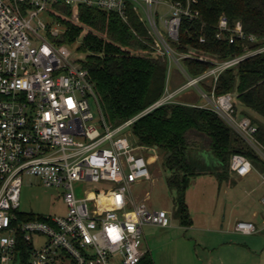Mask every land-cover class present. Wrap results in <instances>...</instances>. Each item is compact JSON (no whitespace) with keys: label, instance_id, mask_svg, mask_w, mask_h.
Wrapping results in <instances>:
<instances>
[{"label":"built area","instance_id":"obj_1","mask_svg":"<svg viewBox=\"0 0 264 264\" xmlns=\"http://www.w3.org/2000/svg\"><path fill=\"white\" fill-rule=\"evenodd\" d=\"M200 1L0 0V264H140L146 254L143 228L167 229L171 218L166 210H154L138 200L135 186L151 181V162L143 153H156L157 148L137 145L130 128L149 112L177 103L188 88H195L205 99L206 104L198 107L215 113L264 162L258 126L238 116L236 96H217L200 88L202 81L212 78L216 83L226 70L264 53V39L247 34L242 22L232 24L222 16L216 39L231 45L242 42L243 55L218 61L179 52L183 21H202ZM56 5L113 12L127 24L137 17L154 54L169 67L176 64L188 82L176 91L167 89L152 107L111 129L78 53L82 42L58 45L60 24L54 18L49 24L41 18L50 17ZM258 44L262 45L251 48ZM186 59L212 68L192 78L183 66ZM94 110L99 126L94 123ZM229 168L240 178L258 173L242 154L231 157ZM24 175L39 179L46 188L63 189L66 214L22 220ZM258 175L264 184V174ZM79 185L85 187L82 198L76 195ZM261 204L264 207V195ZM234 230L243 235L258 233L252 222L239 221ZM40 237L44 242L36 248Z\"/></svg>","mask_w":264,"mask_h":264},{"label":"trees","instance_id":"obj_2","mask_svg":"<svg viewBox=\"0 0 264 264\" xmlns=\"http://www.w3.org/2000/svg\"><path fill=\"white\" fill-rule=\"evenodd\" d=\"M54 8L58 14L51 12V15L54 14L62 29L55 42L58 45L82 42L78 48L82 64L89 71L110 127H118L162 99L168 88L169 65L154 54L152 41L137 17L132 16L127 24L116 13L81 6L77 22H74L71 7L56 5ZM199 9L201 22L185 20L182 23L180 43L176 46L181 53L218 61L243 55L242 42L231 45L216 39L217 24L222 16L232 24L242 22L247 34L264 39V0H201ZM202 37L204 43L200 42ZM183 66L192 78L212 68L211 64L193 59H186ZM200 88L208 94L214 91L217 96L234 94L245 108L239 111L235 104L238 116H256L257 119H250L258 126L257 138L264 146V123L261 122L264 120V53L226 70L216 83L212 78L202 81ZM189 104L182 99L161 106L130 128L137 145L165 153V169L171 173L167 185L176 192L174 216L185 227L191 224L186 191L192 179L208 174L222 179L230 172L229 161L234 154L246 156L254 167L262 163L260 157L215 113ZM195 153L214 157L220 168L197 159L192 155ZM43 218L35 214L22 215L24 221ZM140 264L154 262L146 253Z\"/></svg>","mask_w":264,"mask_h":264},{"label":"rangeland","instance_id":"obj_3","mask_svg":"<svg viewBox=\"0 0 264 264\" xmlns=\"http://www.w3.org/2000/svg\"><path fill=\"white\" fill-rule=\"evenodd\" d=\"M52 12L56 15L58 14L54 11ZM54 14L50 15V17L44 14L41 16V18L47 24H49L52 23ZM77 18L78 10L73 12L72 19L74 20V22H77ZM33 25L36 26V22H33ZM41 34L44 37L47 35L46 32H41ZM78 53L81 58L82 54L79 51ZM175 80L180 83L179 86H183L188 82L187 77L183 75L179 67L173 63L168 70L167 89H169L170 91L173 90L171 88V85ZM182 99L191 100L199 106H204L206 104V101L201 96V94L192 87L183 91V93L178 96V98H176L177 101ZM235 104L239 108V111L245 109L240 103L237 102L236 99ZM94 114L97 119L94 123L99 126L101 121L98 118L96 110H94ZM250 118L257 119L253 114ZM261 122L264 123V120H262ZM110 128L113 129L112 127ZM143 154L151 162V181L135 186V189L139 191L140 195L138 197V200L146 201L148 205L154 210H166L171 218V228L161 229L155 226H145L143 228L144 250H146L147 253L151 256L154 264H195L199 261L202 262L209 259V262H212L213 258L215 259V262H218L219 251L214 254L209 253V251L212 250L205 248L204 241L206 240L203 238L208 235V230L217 229L216 224L213 227L202 225L201 228L195 227L194 229H187V227L182 226L180 221L174 216V201L176 199V192L170 190L167 185V179L170 177L171 173L170 171L165 169V153L157 150L156 153L145 152ZM192 155L197 156L201 155V153H195ZM212 163H214V160ZM255 168L259 174H264L263 161L259 165L255 166ZM229 177L230 176L228 175V179L230 180L231 178ZM256 179L258 178L256 175H254L253 182L255 181V184L257 182ZM251 181H237L236 185H230L227 189V199L224 198V196L222 197L223 199H226L228 203L227 205L223 203L222 207L218 210L220 217L219 229L222 225H225L226 229L235 233L234 235H236V239L234 240H236V242H239L240 244L247 242V239L251 238V236H245L234 231V227L238 221L236 222L233 217H238L239 220H247L245 218H241V215L248 213L253 208L258 209L259 207H261L258 200L259 191H256L254 194H249L252 188ZM223 184L225 185L226 183ZM85 186L87 187V189H92V185ZM84 188V185L76 186V195L78 198L83 197ZM209 190L210 188L205 186H201L198 188L199 192L209 193ZM145 192L150 193L149 202L145 199ZM223 201L224 200H222V202ZM234 209H237L236 211L239 214H235V216H233ZM20 211L25 214H35L45 217L64 216L66 214L64 190L59 188H46L39 179L24 175L20 197ZM199 213L200 211L197 214ZM200 224L201 223H198L197 226H199ZM257 236H259V239H255L256 242L258 241L256 244L257 248L262 249L264 248V232H261ZM43 242L44 239L40 237V239L37 240L36 248H41V246L39 245L41 243L43 244ZM258 254V256H255V259H257L260 264H264V251Z\"/></svg>","mask_w":264,"mask_h":264},{"label":"crops","instance_id":"obj_4","mask_svg":"<svg viewBox=\"0 0 264 264\" xmlns=\"http://www.w3.org/2000/svg\"><path fill=\"white\" fill-rule=\"evenodd\" d=\"M179 85L180 83H178V81L175 80L171 85V88L173 89L172 91L178 90L181 87ZM185 101L189 102L190 103L189 105L196 104L191 100L185 99ZM211 157L210 155L207 157L199 156V155L196 156L197 159H200L206 162L207 164L213 165V167L219 169L220 168L219 162L216 159H214V157L213 158ZM213 160L214 163H212ZM228 175L230 176L229 178H231L230 180L228 179ZM254 175H256L258 178L256 179L257 180L256 184L255 181L253 182ZM259 179L260 177L256 172H252L248 176L244 178H240L230 171L222 179H218L216 175L208 174V175L195 177L194 179L191 180V184L188 190L186 191V203L191 218V224L189 227H187V229H194L195 227L201 228L202 225L213 227L216 224L217 229L208 230L209 236L207 235L203 238L206 240L204 241L205 248L212 250L209 251V253L214 254L219 251L218 262H215V259L213 258L212 262H209L210 260L209 259V260H204L202 262L199 261L195 264H260V262L257 259H255V256L259 255L258 253L264 251V248L262 249L257 248L256 244L258 241L256 242L255 240V239H259V236H257L258 234L264 232V207L261 204V197L264 195V184L262 183L261 179L260 180ZM237 181L252 182V186H251L252 188L249 194H254L256 191H259L258 200H259V205L261 206L258 209L253 208L248 213L241 215L242 216L241 218H245L247 220H243L241 218H240L241 220H239L238 217H233V219H235L236 222L237 221L252 222L256 225L258 229V233H256L257 235L256 234L247 235V236H251V238L247 239V242H244L243 244H240L239 242H236V240H234L236 239V235H234L235 233L226 229L225 225H222L221 228L219 229L220 217L218 210L222 207L223 203L227 205L228 203V201L226 200L228 194L227 189L230 185L231 186L236 185ZM223 183L226 184L224 185ZM201 186L209 187L210 192L209 193L199 192L198 188ZM147 194H149V196H147ZM145 196H146L145 199L148 200L149 202L150 193L145 192ZM223 196L226 199H223L222 198ZM222 200L224 201L222 202ZM196 201L200 204L201 207ZM236 210L237 209H234L233 216H235V214H239L237 213ZM199 211L200 213L197 214ZM198 223L201 224L197 226Z\"/></svg>","mask_w":264,"mask_h":264},{"label":"snow or ice","instance_id":"obj_5","mask_svg":"<svg viewBox=\"0 0 264 264\" xmlns=\"http://www.w3.org/2000/svg\"><path fill=\"white\" fill-rule=\"evenodd\" d=\"M68 104H69V106H72V101L69 100V101H68Z\"/></svg>","mask_w":264,"mask_h":264},{"label":"clouds","instance_id":"obj_6","mask_svg":"<svg viewBox=\"0 0 264 264\" xmlns=\"http://www.w3.org/2000/svg\"><path fill=\"white\" fill-rule=\"evenodd\" d=\"M92 163H93V164H96V163H98V161H96V160H93V161H92Z\"/></svg>","mask_w":264,"mask_h":264},{"label":"water","instance_id":"obj_7","mask_svg":"<svg viewBox=\"0 0 264 264\" xmlns=\"http://www.w3.org/2000/svg\"><path fill=\"white\" fill-rule=\"evenodd\" d=\"M204 155H205V154L201 153V155H199V156H204ZM206 155H207V154H206ZM206 155H205V156H206ZM207 156H209V155H207ZM210 157H211V156H210ZM211 158H213V157H211Z\"/></svg>","mask_w":264,"mask_h":264}]
</instances>
